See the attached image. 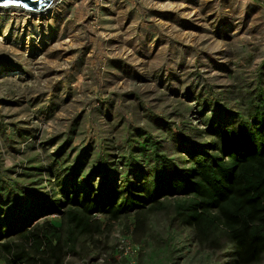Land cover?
Returning <instances> with one entry per match:
<instances>
[{
    "label": "rangeland",
    "instance_id": "obj_1",
    "mask_svg": "<svg viewBox=\"0 0 264 264\" xmlns=\"http://www.w3.org/2000/svg\"><path fill=\"white\" fill-rule=\"evenodd\" d=\"M263 61L264 0H58L46 13L1 9L0 170L20 174L30 156L73 163L82 151L91 160L102 148L117 160L128 149L123 137L144 156L168 131L161 119L179 128L184 116L201 121L199 108L213 95L232 105L234 77L255 82ZM112 223L96 236L100 248L73 264H211L189 230H174L163 215L151 220L149 244L133 237L131 221ZM120 238L141 252L121 256ZM108 246L118 250L113 259Z\"/></svg>",
    "mask_w": 264,
    "mask_h": 264
},
{
    "label": "trees",
    "instance_id": "obj_2",
    "mask_svg": "<svg viewBox=\"0 0 264 264\" xmlns=\"http://www.w3.org/2000/svg\"><path fill=\"white\" fill-rule=\"evenodd\" d=\"M263 70L264 61L255 82L234 77L232 105L216 95L200 100L201 121L184 116L179 128L161 119L168 131L144 156L130 151L133 139L123 137L128 149L117 160L102 148L91 160L88 154L82 160V151L73 163L30 156L20 174L0 170L2 263L84 261L101 246L96 236L122 220L131 221L138 242L149 244L151 220L163 215L174 230H189L211 264L224 257L229 264H264ZM108 249L113 259L118 250Z\"/></svg>",
    "mask_w": 264,
    "mask_h": 264
},
{
    "label": "water",
    "instance_id": "obj_3",
    "mask_svg": "<svg viewBox=\"0 0 264 264\" xmlns=\"http://www.w3.org/2000/svg\"><path fill=\"white\" fill-rule=\"evenodd\" d=\"M55 0H0L1 7L21 9L26 12L40 13Z\"/></svg>",
    "mask_w": 264,
    "mask_h": 264
},
{
    "label": "built area",
    "instance_id": "obj_4",
    "mask_svg": "<svg viewBox=\"0 0 264 264\" xmlns=\"http://www.w3.org/2000/svg\"><path fill=\"white\" fill-rule=\"evenodd\" d=\"M122 252V255L128 256V255H136L140 251V246L130 243L127 239H121L119 240V246L118 250ZM119 258V257H118Z\"/></svg>",
    "mask_w": 264,
    "mask_h": 264
},
{
    "label": "bare ground",
    "instance_id": "obj_5",
    "mask_svg": "<svg viewBox=\"0 0 264 264\" xmlns=\"http://www.w3.org/2000/svg\"><path fill=\"white\" fill-rule=\"evenodd\" d=\"M58 0H55V1H53L44 11H45V13L49 10L50 11V8H51V6L54 4V3H56ZM10 7H1L0 8V10L1 9H9ZM11 9V8H10Z\"/></svg>",
    "mask_w": 264,
    "mask_h": 264
},
{
    "label": "clouds",
    "instance_id": "obj_6",
    "mask_svg": "<svg viewBox=\"0 0 264 264\" xmlns=\"http://www.w3.org/2000/svg\"><path fill=\"white\" fill-rule=\"evenodd\" d=\"M140 251H141V247H140ZM140 251H139V252H140ZM139 252H138L137 254H139Z\"/></svg>",
    "mask_w": 264,
    "mask_h": 264
}]
</instances>
